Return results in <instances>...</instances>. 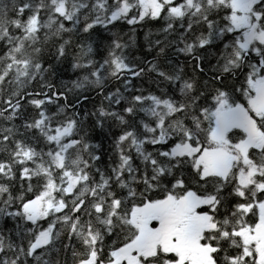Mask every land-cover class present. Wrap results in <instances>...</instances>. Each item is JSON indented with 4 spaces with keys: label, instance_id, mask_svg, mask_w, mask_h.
Listing matches in <instances>:
<instances>
[{
    "label": "snow or ice",
    "instance_id": "snow-or-ice-1",
    "mask_svg": "<svg viewBox=\"0 0 264 264\" xmlns=\"http://www.w3.org/2000/svg\"><path fill=\"white\" fill-rule=\"evenodd\" d=\"M197 254L264 264V0H0V264Z\"/></svg>",
    "mask_w": 264,
    "mask_h": 264
},
{
    "label": "trees",
    "instance_id": "trees-1",
    "mask_svg": "<svg viewBox=\"0 0 264 264\" xmlns=\"http://www.w3.org/2000/svg\"><path fill=\"white\" fill-rule=\"evenodd\" d=\"M121 30L126 32L127 34L124 35L123 39L126 43H131V41L129 40V37H131L133 35V33L128 29V27L126 26H121ZM143 36H144V29H141L139 27H137V30L135 32V38H136V47L132 48L129 47L128 52L130 54L131 57H135L136 55H139L140 57H142V60L140 61H133L134 63L137 64H143L144 61L150 59L152 56L155 55V51H153L152 53H147L144 51V47H145V41L143 40ZM162 36H156V35H152L149 37L147 43L151 44L153 39H161ZM109 39V37L104 36L103 34H101L98 38H97V44L96 47L98 49V55L99 53V49L102 47L103 42L105 40ZM171 39H173V37H169L168 40H164L163 44L161 46H164L165 44L168 45V47L166 48L165 51V55L161 60V63L163 64V61L171 58L173 60L174 64H178L181 60H184L185 58L174 52L173 48L174 46L170 43ZM181 47L183 45H180ZM191 68L187 66H185V72L186 73H191ZM62 73H65V75H61ZM127 75V74H126ZM149 75L147 72L144 75V79L142 81H134L133 84L135 85L136 83H140L142 84L144 87H155V81H153V83L151 85H149L147 83L148 79H149ZM69 77L71 78H75L72 74V72L67 69L64 66H60L58 68V72H57V78L58 79H68ZM109 84L110 87L112 86H118L120 84V81H117L115 85L112 84L111 81L106 82ZM108 89H106L105 91H107ZM88 100L85 101L84 103H81L77 106L78 110H80L81 112L87 110L89 113V123H91V113L95 110L96 106L102 103V98L100 96L95 95L94 92H88ZM105 107H108L109 105L107 103L104 104ZM98 116V114H97ZM111 125L108 126L107 129L105 128H101L100 130H98L96 132V135L98 137V139L100 140L102 147H103V151L104 152H108L110 151L111 148ZM198 256L200 257L199 260H197V264H206V257H204L201 254H198Z\"/></svg>",
    "mask_w": 264,
    "mask_h": 264
},
{
    "label": "rangeland",
    "instance_id": "rangeland-1",
    "mask_svg": "<svg viewBox=\"0 0 264 264\" xmlns=\"http://www.w3.org/2000/svg\"><path fill=\"white\" fill-rule=\"evenodd\" d=\"M199 259H200V257H199L198 254H197V255H196V261L199 260Z\"/></svg>",
    "mask_w": 264,
    "mask_h": 264
}]
</instances>
